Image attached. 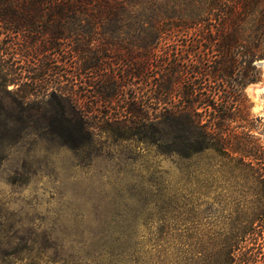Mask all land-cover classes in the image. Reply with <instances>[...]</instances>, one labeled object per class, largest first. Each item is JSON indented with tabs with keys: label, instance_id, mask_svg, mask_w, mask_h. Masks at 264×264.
<instances>
[{
	"label": "trees",
	"instance_id": "16d2710c",
	"mask_svg": "<svg viewBox=\"0 0 264 264\" xmlns=\"http://www.w3.org/2000/svg\"><path fill=\"white\" fill-rule=\"evenodd\" d=\"M2 47L39 63L25 83L32 89L56 55L51 95L87 138L96 127L141 135L157 120L166 151L224 166V214L199 223L187 251L159 264H264V124L246 92L262 76L264 0H0ZM4 62L2 91H21L8 88L18 81ZM129 82L149 91L127 93ZM113 105L115 114L101 110ZM24 252L16 247L1 264H21L13 260Z\"/></svg>",
	"mask_w": 264,
	"mask_h": 264
},
{
	"label": "rangeland",
	"instance_id": "374dc122",
	"mask_svg": "<svg viewBox=\"0 0 264 264\" xmlns=\"http://www.w3.org/2000/svg\"><path fill=\"white\" fill-rule=\"evenodd\" d=\"M7 51L0 48V62L8 61L9 79L18 81L8 88L21 91H2L0 84V264L16 247L25 251L13 260L21 264H159L160 256L187 251L199 223L224 214L229 182L218 161L166 151L170 140L157 120L141 135L96 127L87 138L77 117L61 118L51 95L56 55L48 54L52 72L32 89L25 83L39 63L29 66L28 55ZM260 60L262 76L246 92L251 117L264 124ZM129 84L127 93L150 88ZM114 108L101 110L115 114Z\"/></svg>",
	"mask_w": 264,
	"mask_h": 264
},
{
	"label": "water",
	"instance_id": "95a60500",
	"mask_svg": "<svg viewBox=\"0 0 264 264\" xmlns=\"http://www.w3.org/2000/svg\"><path fill=\"white\" fill-rule=\"evenodd\" d=\"M260 65H264V58L258 62Z\"/></svg>",
	"mask_w": 264,
	"mask_h": 264
},
{
	"label": "bare ground",
	"instance_id": "6f19581e",
	"mask_svg": "<svg viewBox=\"0 0 264 264\" xmlns=\"http://www.w3.org/2000/svg\"><path fill=\"white\" fill-rule=\"evenodd\" d=\"M256 88H257V87H256ZM257 89H258V88H257ZM250 90H251L252 93H254L255 88H254V87H251Z\"/></svg>",
	"mask_w": 264,
	"mask_h": 264
}]
</instances>
